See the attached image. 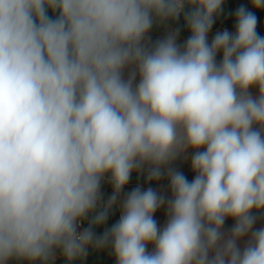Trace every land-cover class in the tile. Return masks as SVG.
<instances>
[{"label":"clouds","instance_id":"clouds-1","mask_svg":"<svg viewBox=\"0 0 264 264\" xmlns=\"http://www.w3.org/2000/svg\"><path fill=\"white\" fill-rule=\"evenodd\" d=\"M224 3L0 0V264H74L89 248L116 264H264V36L241 6L235 33L209 43ZM181 13L183 44L179 28L148 44ZM189 150L191 181L172 166ZM145 169L171 198L138 185L97 236Z\"/></svg>","mask_w":264,"mask_h":264},{"label":"crops","instance_id":"crops-1","mask_svg":"<svg viewBox=\"0 0 264 264\" xmlns=\"http://www.w3.org/2000/svg\"><path fill=\"white\" fill-rule=\"evenodd\" d=\"M223 8H226V6L223 5ZM235 10L236 9L232 10L231 12H234ZM250 11L254 12L255 15L257 16V21H258L257 22V32L260 28H262L264 30V9H260V10L256 9L255 7H253L252 2H251ZM152 28L154 30V33H156L159 36V40L164 39V37L166 36V34L168 33L169 30L175 29L171 25L159 24V23H154ZM223 30H225V29L224 28H217L215 30L210 31L208 34L210 36V37H208L209 43H211L212 38L214 37V35L217 32H221ZM227 30L233 34L235 33V30L234 31H231L229 29H227ZM190 35H191V33H190ZM184 42H185V38H184L183 34L180 33L179 37H178V43L183 44ZM221 59H222V54H218L217 62H219ZM125 76H127V70L125 71ZM138 79H139V77H137V82H138ZM251 91H252L253 95H256L258 93V89H255V88L251 89ZM191 155H192V150H189L187 153V159H185L184 157H181L177 161H175L174 164L172 165L173 167H175L179 171L183 172V174L187 177V179L189 181L194 179V175H195L191 169V163H190ZM146 176H147V169H145L143 172H139V173L134 171L131 174V178H130L129 183L122 190L120 197L118 198L116 204L113 205L115 207V214L117 217V221L119 220V217L121 215V205H122V201H123L124 196L127 193H129L130 191H132L133 189H135L138 185L144 190H146L148 187H151L154 190H156L158 193L164 195L166 198H168V199L171 198L170 187L167 186V184L164 181V179H168L166 174L163 175L159 181H153V182H147ZM101 194H102V203H106L107 200L113 194V188H112L111 183L109 182L108 177H106L102 181ZM154 219L157 221V223L160 227L164 226L166 219H167L166 205L161 207L154 214ZM233 225H234V220L231 218H227L225 221V224L223 226V230L226 233H228L230 231V229L233 227ZM260 227H264V220H259L254 225V228H260ZM107 228H111L107 224V222L104 225L97 227L95 229L97 236L102 235L103 232L105 231V229H107ZM240 244L242 247L243 241H241ZM151 250H152V246L149 245V251H151ZM105 261H107L108 264H116L115 257L112 255L110 248H105L102 250H96L93 248H89L87 257L83 261H80V260L75 261L74 264H103ZM8 264H9V262H8ZM18 264H29V262L28 261H21ZM36 264H39V262H36Z\"/></svg>","mask_w":264,"mask_h":264},{"label":"trees","instance_id":"trees-1","mask_svg":"<svg viewBox=\"0 0 264 264\" xmlns=\"http://www.w3.org/2000/svg\"><path fill=\"white\" fill-rule=\"evenodd\" d=\"M235 12H236V10L234 12H231L228 9L223 8L222 14L219 17L215 18V23L213 24V27L210 31L215 30L217 28H224V29H229L231 31H234L235 26H236ZM55 15H58V13H53L52 11H50V16L54 17ZM163 24L171 25L175 29L179 28L180 33L183 34V36L185 38V41L190 36V31L186 27L184 15H180V17L175 21L169 20ZM164 181L167 184V186H169V179H164ZM106 222L110 227L117 222V217L115 214V207L114 206L110 210L109 217H108ZM19 262H21V261L11 260V261H9V264H18ZM103 264H108V262L105 261Z\"/></svg>","mask_w":264,"mask_h":264},{"label":"built area","instance_id":"built-area-1","mask_svg":"<svg viewBox=\"0 0 264 264\" xmlns=\"http://www.w3.org/2000/svg\"><path fill=\"white\" fill-rule=\"evenodd\" d=\"M232 1L233 3H235V5L240 8L241 6H243L244 8H246L248 11H250V6H251V0H230ZM186 8H189L187 5L185 6V9ZM185 9H184V12H185ZM181 15H184V13H181ZM258 33L261 35V36H264V30L262 28H260L258 30ZM148 44L149 45H152L154 44L156 41L159 40V36L154 33V30L153 28L150 30V32L148 33ZM82 227H87V222H84V224L82 225ZM89 251V250H88ZM54 264H67V262L65 261V259L63 258L62 255H60L59 252H57V258L56 260L54 261Z\"/></svg>","mask_w":264,"mask_h":264},{"label":"rangeland","instance_id":"rangeland-1","mask_svg":"<svg viewBox=\"0 0 264 264\" xmlns=\"http://www.w3.org/2000/svg\"><path fill=\"white\" fill-rule=\"evenodd\" d=\"M224 6H226V9H228V10H230V11H232V10H234V9H238V7L235 5V3H233L232 1H230V0H226L225 1V3H224ZM190 9L189 8H186L185 9V12H188ZM50 11L51 10H49V12H48V15L50 16ZM208 37H210L209 35H208Z\"/></svg>","mask_w":264,"mask_h":264}]
</instances>
